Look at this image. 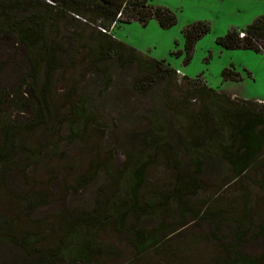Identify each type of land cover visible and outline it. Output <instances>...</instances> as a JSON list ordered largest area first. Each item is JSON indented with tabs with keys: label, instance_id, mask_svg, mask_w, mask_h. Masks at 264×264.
Instances as JSON below:
<instances>
[{
	"label": "rangeland",
	"instance_id": "rangeland-1",
	"mask_svg": "<svg viewBox=\"0 0 264 264\" xmlns=\"http://www.w3.org/2000/svg\"><path fill=\"white\" fill-rule=\"evenodd\" d=\"M48 3L0 0V147H10L0 163V264H230L225 247L234 243L238 223L254 224L243 251L259 256L264 148L237 177L223 154L235 152L234 144L221 143L222 150L217 141L206 150L205 102L195 90L212 87L236 102L264 106V54L216 42L264 16V0H151L176 15L169 28L156 18L103 28L65 4ZM199 22L210 31L187 63L186 53H174L184 49L187 27ZM22 29L39 33L40 41L23 43ZM107 37L144 59L164 60L186 78L166 80L126 56L103 53ZM258 44L264 47V37ZM226 68L238 81L223 80ZM84 105L90 120L79 130L76 110ZM156 136L160 143L148 148L153 163L138 194L145 210L131 211L120 226L112 210L118 195L127 196L129 159L142 152V140ZM192 156L203 164L197 193L182 195L183 208L168 202L148 210L155 195L173 192L178 172L194 174ZM82 223L90 246L78 261L66 236ZM160 224L167 228L160 244L140 253L133 232Z\"/></svg>",
	"mask_w": 264,
	"mask_h": 264
},
{
	"label": "trees",
	"instance_id": "trees-1",
	"mask_svg": "<svg viewBox=\"0 0 264 264\" xmlns=\"http://www.w3.org/2000/svg\"><path fill=\"white\" fill-rule=\"evenodd\" d=\"M48 7H54L57 3L65 4L69 10L77 13L79 16L89 20L90 22H100L103 28H110L120 22L129 23L133 20H139L144 25L152 18H156L163 28H169L177 23L176 15L164 6H153L151 0H47ZM65 1V2H64ZM70 5H75L72 9ZM121 13V16L118 15ZM91 15V16H90ZM89 17V18H86ZM92 20V21H91ZM101 26V27H102ZM242 29L247 33V37L242 39L239 36V30ZM237 28L229 31L225 36L217 38L216 42L219 46L225 49L235 48H251L258 52L260 48L255 45L253 38L257 41L264 37V16L257 17L251 24L244 28ZM210 31V26L199 22L190 25L185 31L184 49H178L174 54L181 56L186 53L184 59L187 63L192 58L196 41ZM103 32V31H102ZM20 36L23 43L36 45L41 36L33 31L29 32L26 29L20 30ZM108 41L102 42V52L118 57L126 56V60L130 63H135L138 67H143L150 73L159 75L166 80L185 79L186 76L179 78L177 69L172 67L164 60L154 58L144 59L140 57L141 53L126 42L114 37H107ZM239 74L234 69L226 68L223 71V80L238 81ZM195 92L201 96L205 102V110L200 116L206 121L208 129L207 136L204 137L206 150L214 149L218 142L234 144L235 152L223 151L225 161L232 167L234 174L237 177L242 176L248 171L258 155L264 148V106L258 102L250 100L234 101L227 95L217 91L212 87L201 86ZM76 126L79 130L90 120V113L85 108V105L76 110ZM161 132L158 136H161ZM162 137V136H161ZM160 137H152L147 142L141 141L142 152H135L134 156L129 159L128 172L130 181L128 182L127 196L118 195L116 205L112 213L115 216L116 222L120 226H124L129 213L133 210H142L145 208L139 207V191L142 189L146 179V173L149 166L153 163V157L148 154V148L153 147L154 151L158 148L155 145L159 142ZM160 143V142H159ZM222 150H226L224 145H220ZM5 150H10L6 144L0 147V163L6 155ZM196 169L193 175L184 176L178 172L176 186L170 195H155L151 200L153 202L146 204L148 210L162 208L168 202H174L179 208H183L182 195H194L200 189V175L203 172V164L201 161L192 156ZM100 209V207H99ZM95 211L93 219L96 218ZM234 234V243L227 245L225 249L232 255L230 264H264V249L259 256L248 255L243 251V246L246 243V238L250 235L254 228L252 223H238ZM163 224L158 225L154 229L139 228L133 232L140 241V253H143L161 242V235L166 231ZM86 230H89L87 223L77 224L72 231L66 236V240L70 243L68 250L74 259L81 261L86 259V255L90 246L89 235ZM257 234L262 238L264 243V226H256ZM40 257H51L49 253L37 251Z\"/></svg>",
	"mask_w": 264,
	"mask_h": 264
},
{
	"label": "built area",
	"instance_id": "built-area-1",
	"mask_svg": "<svg viewBox=\"0 0 264 264\" xmlns=\"http://www.w3.org/2000/svg\"><path fill=\"white\" fill-rule=\"evenodd\" d=\"M120 16H121V13L118 15V17H120ZM239 36H240L242 39H244V38L247 37V33H246L244 30L240 29V30H239ZM253 41H254L255 43H257V41H256L254 38H253ZM258 45H259V47H260L262 53L264 54V47H263L262 45H260V44H258ZM177 74L179 75V78L184 77V75L180 72V70H177Z\"/></svg>",
	"mask_w": 264,
	"mask_h": 264
}]
</instances>
